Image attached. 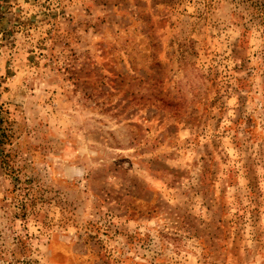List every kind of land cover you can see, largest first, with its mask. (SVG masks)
<instances>
[{"label":"rangeland","instance_id":"obj_1","mask_svg":"<svg viewBox=\"0 0 264 264\" xmlns=\"http://www.w3.org/2000/svg\"><path fill=\"white\" fill-rule=\"evenodd\" d=\"M0 264H264V0H0Z\"/></svg>","mask_w":264,"mask_h":264}]
</instances>
